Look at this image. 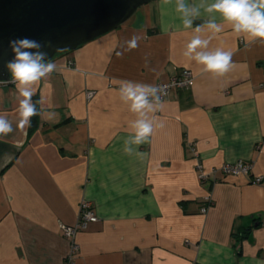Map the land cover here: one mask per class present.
Instances as JSON below:
<instances>
[{
  "label": "crops",
  "instance_id": "0c3cea01",
  "mask_svg": "<svg viewBox=\"0 0 264 264\" xmlns=\"http://www.w3.org/2000/svg\"><path fill=\"white\" fill-rule=\"evenodd\" d=\"M215 15L224 31L209 47L233 53L224 76L184 57L193 30L174 0H154L50 61L57 70L32 98L34 130L17 127L16 85L0 86V115L14 129L0 138V264H65L71 241L61 226L76 224L85 201L99 219L77 232L74 264H264V42L246 44ZM134 35L138 47L127 50ZM185 68L192 85L152 114L163 127L139 146L142 156L125 154L136 117L119 81L154 85ZM237 161L250 173L199 178L197 163L209 173ZM207 195L213 204L202 213Z\"/></svg>",
  "mask_w": 264,
  "mask_h": 264
},
{
  "label": "clouds",
  "instance_id": "9594fccd",
  "mask_svg": "<svg viewBox=\"0 0 264 264\" xmlns=\"http://www.w3.org/2000/svg\"><path fill=\"white\" fill-rule=\"evenodd\" d=\"M172 3L173 0H161L165 6ZM174 3L183 28L193 30L183 55L201 65L204 73L224 76L233 67L232 51L209 47L211 39L224 31L223 25L217 23L216 13L230 25L235 35L243 36L246 44L257 39L264 42V0H199L194 4H189L187 0H174ZM203 14L207 15L206 19ZM200 18H203V23L193 28L194 21ZM204 30L210 33L207 38L201 35ZM138 41L139 37L135 35L126 41L127 50L138 47ZM51 47V41L42 43L26 36L9 41L12 59L7 62L6 68L19 95L16 111L19 117L17 127L21 130L30 127L31 118L39 114L32 99L36 86L57 70V65L50 62L49 52L45 50ZM163 94L164 85L119 81L120 100L136 117L130 122L131 133L124 141L125 154L142 156L139 146L150 143L154 128L163 127V123H156L152 116L162 108ZM13 131L11 121L0 115V138Z\"/></svg>",
  "mask_w": 264,
  "mask_h": 264
},
{
  "label": "water",
  "instance_id": "95a60500",
  "mask_svg": "<svg viewBox=\"0 0 264 264\" xmlns=\"http://www.w3.org/2000/svg\"><path fill=\"white\" fill-rule=\"evenodd\" d=\"M154 0H0V81L12 79L9 41L29 37L46 43L49 60L124 24Z\"/></svg>",
  "mask_w": 264,
  "mask_h": 264
},
{
  "label": "built area",
  "instance_id": "2783aa9c",
  "mask_svg": "<svg viewBox=\"0 0 264 264\" xmlns=\"http://www.w3.org/2000/svg\"><path fill=\"white\" fill-rule=\"evenodd\" d=\"M71 65V62H68ZM194 77L193 73L190 69H182L178 74L171 76L168 80L159 81L154 85H164L165 86V94L162 95V100H165L170 95L173 89H186L189 88L193 83ZM3 84H7V82L0 81V86ZM91 97L93 95L92 92L88 93ZM196 168L199 170V178L202 181H216V174L221 172L223 175H246L250 173L252 165L250 163H245L243 161H237L234 163H226L222 165L219 169H213L209 173H205L202 170V166L200 163H197ZM263 177H255L254 183H262ZM213 204V199L210 195L205 196L204 204L201 208L202 213H206L210 206ZM99 219L97 214L91 208V204L87 201L81 203L78 210V218L77 222L74 226H65L62 225V231L66 237L70 239V253L66 257L65 264H74L75 263V255L78 250V244L75 241L77 232L81 229H84L89 222H95Z\"/></svg>",
  "mask_w": 264,
  "mask_h": 264
},
{
  "label": "trees",
  "instance_id": "16d2710c",
  "mask_svg": "<svg viewBox=\"0 0 264 264\" xmlns=\"http://www.w3.org/2000/svg\"><path fill=\"white\" fill-rule=\"evenodd\" d=\"M33 103L36 105V108L38 110V113H40V106L38 104V100L37 98L35 97L34 98V101ZM38 123H39V114L38 115H35L31 118V126H30V131L31 130H34L37 126H38Z\"/></svg>",
  "mask_w": 264,
  "mask_h": 264
}]
</instances>
